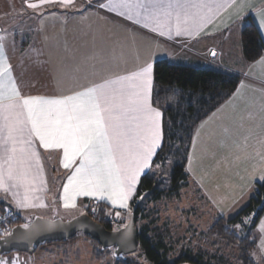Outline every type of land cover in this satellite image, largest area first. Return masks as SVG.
Instances as JSON below:
<instances>
[{
  "label": "crops",
  "instance_id": "crops-1",
  "mask_svg": "<svg viewBox=\"0 0 264 264\" xmlns=\"http://www.w3.org/2000/svg\"><path fill=\"white\" fill-rule=\"evenodd\" d=\"M60 1L80 7L66 9V12L47 10L33 19V12L40 6L33 9L27 5L42 4L41 0H0V44L23 95L58 97L72 94L82 85L130 75L146 64L154 67L162 60L234 74L240 77L235 92L196 128L186 172L191 183H200L203 188L200 193L209 200L217 192L202 182L205 173L207 176L214 173L215 177L222 172L236 179H244L249 174L247 179L253 183L264 179V149L258 144V140L264 137V55L248 62L241 42L242 29L253 23L264 43V19L261 16L264 0H247L248 6L240 14L231 7L229 0H217L228 6L191 36H177L175 31L169 33L166 29L164 35H160L151 30L155 25L145 28L136 22L142 17L135 15V9L132 13L123 8L110 10L109 0ZM101 4L104 7H100ZM121 12L125 15H120ZM129 14L132 19H128ZM32 20L35 25L28 28L26 24ZM14 28L20 35H25L24 41L18 42L16 37H10ZM202 130H205L206 140H210L204 156L201 147L196 148ZM162 140L163 135L161 145ZM34 147L40 155L43 180L39 190L32 194L38 197L32 201L36 206L20 208L11 191L0 190V209L3 205L10 207L23 220L28 216L27 221L48 213L57 217L59 212L83 211L86 208L84 203L92 200L104 202L120 211L125 209L113 207L107 200L85 196L75 197V208H65L64 186L68 183L71 169L62 166V151L45 150L38 141ZM208 155L213 157L212 165L204 164ZM193 160L200 167L191 170L189 162ZM255 189L251 184L246 192L236 195L243 199L253 195ZM20 192L23 195V189ZM233 207V211L240 209Z\"/></svg>",
  "mask_w": 264,
  "mask_h": 264
},
{
  "label": "snow or ice",
  "instance_id": "snow-or-ice-1",
  "mask_svg": "<svg viewBox=\"0 0 264 264\" xmlns=\"http://www.w3.org/2000/svg\"><path fill=\"white\" fill-rule=\"evenodd\" d=\"M229 3L237 14L248 6L247 0ZM227 6L217 0H109L110 10L132 13L135 9V15L142 17L136 22L143 27L155 25L152 31L164 35L166 29L177 36L200 31ZM261 16L264 19V10ZM152 93L153 65L149 63L130 75L82 85L72 94L25 96L0 44V190L11 191L20 208L36 206L32 201L38 197L32 194L43 183L40 155L34 147L38 141L45 150L62 151V166L71 169L64 186L65 208L76 207V196L127 208L141 174L161 147L162 111ZM258 144L264 149V137ZM260 231L264 232V222ZM261 247L264 250V242Z\"/></svg>",
  "mask_w": 264,
  "mask_h": 264
},
{
  "label": "trees",
  "instance_id": "trees-1",
  "mask_svg": "<svg viewBox=\"0 0 264 264\" xmlns=\"http://www.w3.org/2000/svg\"><path fill=\"white\" fill-rule=\"evenodd\" d=\"M241 42L244 57L248 62H254L264 55V43L255 24H248L242 29ZM239 82L240 77L216 69L194 68L168 60L154 64L152 99L159 102L156 106L163 114V140L151 165L152 169L159 173H148L141 178L136 195L129 207L130 216L134 215L138 229L137 251L149 264H169V255L175 253L171 229L167 225H159L158 212L151 211L150 206L167 200H180L182 192L191 187L186 166L195 130L218 106L232 96ZM168 164H172L173 169L169 176H165L163 172ZM84 205L85 214L90 215L107 229L122 228L118 224L120 220L115 211L107 204L86 201ZM6 207L1 206L0 212ZM127 212L121 211L119 215ZM263 212L264 182L256 184L255 196L239 214L231 219L220 217L211 226L209 231L214 238L226 243L229 247L238 248L240 254L236 264H256L251 258V252L256 248V241L252 238L251 231L256 227ZM140 221L144 222V225L138 228ZM22 223L25 221L17 214L12 227ZM114 223L118 225L117 228L114 227ZM236 226L242 227L239 233ZM85 237L91 240L88 236ZM76 238L77 236L59 243L47 242L42 244L40 249L44 246L73 242ZM93 243L98 247L97 257H109L111 250H114L111 248L102 251L96 241ZM185 252L176 263L182 260L195 262L193 258L196 256L204 260L206 255L205 252L195 255L192 250H185ZM125 260L121 264H135L128 257Z\"/></svg>",
  "mask_w": 264,
  "mask_h": 264
},
{
  "label": "rangeland",
  "instance_id": "rangeland-1",
  "mask_svg": "<svg viewBox=\"0 0 264 264\" xmlns=\"http://www.w3.org/2000/svg\"><path fill=\"white\" fill-rule=\"evenodd\" d=\"M47 4L48 5L39 4V9L33 12V19L37 15L40 16L47 10L55 9L66 12V9L75 10L80 7L78 4L71 6L64 4L60 0H55V3L51 2ZM25 13H28V11ZM30 19H32V17H30ZM34 25L35 23L33 20L26 24L28 28L31 26L33 28ZM12 31L14 34L10 33L11 38L16 37L18 42H20V40H25V35H20L16 28L12 29ZM204 134L205 130H202V132L198 135V140L196 142V148L198 149L201 147L203 156L206 155L207 152V143L210 144V140L208 139L207 141ZM230 157H232L231 154ZM205 158H207L204 161L205 165H207V163L210 165L214 163L212 156L208 155ZM208 160L209 162H207ZM198 167L200 166L194 162V160L189 162V169L194 170ZM172 169V164H168L163 172L165 176H169L172 173ZM148 173L158 174L159 172L154 171L152 169V165L150 164L149 169H146L145 172L141 174V177L137 183L136 191L141 178ZM206 176L207 174L205 173V175H203L204 181L202 182H204L208 188L217 192L215 195L210 197V200L203 193H200L202 192V186L200 183L194 180L195 185L190 182L191 187L182 192L180 200H167L150 206L151 211L158 212L159 225L163 226L164 224L169 226V229H171L173 235L172 237L174 242H172V245L174 246L175 253L174 255H169V264H236L237 262V258L240 254L238 248L229 247L226 243L214 238L210 234L209 230L214 224L215 220L218 218L224 217L226 219H231L239 214V212L249 204L251 198L255 196V192L253 195H247V197H244L243 199H238V195H240L241 192H246L247 187L251 184H253V186L255 185L256 188V184H262L264 179L261 181L256 180L253 183L251 179H247L249 174L246 175L244 179H236L230 178L228 175L222 172L215 175V177L214 173L212 175H208L207 177ZM227 184L230 186L228 187ZM241 188H243V190H241ZM136 191L132 198L128 201V207L122 209V211L128 212L124 215L118 216V220H120V223L118 224L122 227H124L129 221L130 202L135 197ZM88 202L98 203L101 201L92 200ZM243 202H245L244 205H242ZM235 204H238V206ZM233 206L237 208L239 207V211H233ZM111 209H113L115 213L121 212L119 209L112 207ZM84 212H86V208L83 211L74 209L71 211L59 212L57 217H53L54 215H51V213L41 216L42 218L46 219L60 218L64 221H68L79 215L85 214ZM28 218V216L25 217V222H29L27 221L29 220ZM153 218H155L154 213ZM249 219H247V221ZM262 222H264V212L256 227L251 231L252 238L256 241V248L251 252V258L256 264H264V250H262L261 247L262 242H264V232L260 231V225ZM142 225H144V222L140 221L138 223V228ZM114 227L117 228L118 225L114 223ZM235 228L237 229L238 233L242 229V227L240 228L237 226ZM39 249L34 254L16 253L7 257H1V259L5 260V264H121V262L126 261L125 258L128 257V259L132 260L135 264H149L139 251H136L134 254L122 257L120 259H116L114 257V250H111L112 252L109 257H97V245L94 244L93 241L88 240L82 234H79L73 242L70 241L58 245L44 246L42 249ZM185 250H192L195 255L205 252L206 255L204 260L196 256L193 258L195 262L190 260H182L181 262L176 263L181 254L186 253ZM98 258H100V260Z\"/></svg>",
  "mask_w": 264,
  "mask_h": 264
},
{
  "label": "water",
  "instance_id": "water-1",
  "mask_svg": "<svg viewBox=\"0 0 264 264\" xmlns=\"http://www.w3.org/2000/svg\"><path fill=\"white\" fill-rule=\"evenodd\" d=\"M79 234L96 241L102 251L113 248L116 259L138 250V229L133 214L128 223L118 230H109L90 215L82 214L68 221L34 217L29 222L14 226L8 234L0 237V256L34 254L44 243L68 241Z\"/></svg>",
  "mask_w": 264,
  "mask_h": 264
},
{
  "label": "built area",
  "instance_id": "built-area-1",
  "mask_svg": "<svg viewBox=\"0 0 264 264\" xmlns=\"http://www.w3.org/2000/svg\"><path fill=\"white\" fill-rule=\"evenodd\" d=\"M16 218L17 214L8 207L0 212V237L6 235V232L11 230L12 224L15 222ZM0 262H4L5 264V260L1 259V257Z\"/></svg>",
  "mask_w": 264,
  "mask_h": 264
},
{
  "label": "bare ground",
  "instance_id": "bare-ground-1",
  "mask_svg": "<svg viewBox=\"0 0 264 264\" xmlns=\"http://www.w3.org/2000/svg\"><path fill=\"white\" fill-rule=\"evenodd\" d=\"M15 226H16V225H15ZM12 228H13V227H12ZM12 228H11V229H12ZM9 232H10V231H9ZM7 234H8V233H7Z\"/></svg>",
  "mask_w": 264,
  "mask_h": 264
}]
</instances>
